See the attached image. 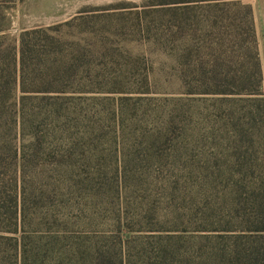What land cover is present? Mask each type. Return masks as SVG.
<instances>
[{"label":"rangeland","instance_id":"374dc122","mask_svg":"<svg viewBox=\"0 0 264 264\" xmlns=\"http://www.w3.org/2000/svg\"><path fill=\"white\" fill-rule=\"evenodd\" d=\"M242 2L257 11L263 32L264 0ZM3 6L7 34L18 45L25 30L44 28L78 51L79 89L33 93L61 94L78 110L81 149L92 162L85 188L92 230L114 236L131 225L132 235L177 234L191 240L185 243L191 250L204 243L202 236L223 233L201 231L194 221L215 226L222 194L243 183L239 125L256 123V132L264 131V113L251 101L254 122L243 117L247 97L188 93L178 59L187 61V47L201 36L192 28L197 11L175 12L148 0H5ZM257 155L264 158V146Z\"/></svg>","mask_w":264,"mask_h":264},{"label":"trees","instance_id":"16d2710c","mask_svg":"<svg viewBox=\"0 0 264 264\" xmlns=\"http://www.w3.org/2000/svg\"><path fill=\"white\" fill-rule=\"evenodd\" d=\"M4 1L0 0V264H264V158L257 155L264 146V131L256 132V123L249 128L239 125L244 127L239 135L245 136L240 157L243 183L237 180V189L232 184L234 191L222 194L211 220L215 226L194 221L201 231L223 233L202 236L205 241L197 250L185 247L191 240L177 239V234L132 235L131 225L128 231L121 226L114 236L92 230L85 189L86 166L92 162L81 149L85 136L78 110L61 94L33 93H65L69 85L79 89L78 51L44 28L25 30L18 45L7 34ZM148 4L175 12L197 11L192 28L201 36L187 47L188 60L178 59L188 93L247 97L243 117L255 122L253 106L264 113V73L252 5L242 0ZM29 99L47 103L29 106ZM97 167L93 166L98 171L97 180L92 178L95 188Z\"/></svg>","mask_w":264,"mask_h":264},{"label":"crops","instance_id":"0c3cea01","mask_svg":"<svg viewBox=\"0 0 264 264\" xmlns=\"http://www.w3.org/2000/svg\"><path fill=\"white\" fill-rule=\"evenodd\" d=\"M257 11L256 10H254V14H255V20H256V29H257V33H258V37H259V43H260V54H261V47H262V37H263V35H264V30H263V32H262V29L260 30L259 29V25H258V20H257V13H256ZM262 60V66H263V73H264V61H263V59H261Z\"/></svg>","mask_w":264,"mask_h":264}]
</instances>
